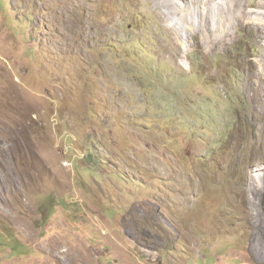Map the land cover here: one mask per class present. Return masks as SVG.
<instances>
[{"label":"rangeland","instance_id":"obj_1","mask_svg":"<svg viewBox=\"0 0 264 264\" xmlns=\"http://www.w3.org/2000/svg\"><path fill=\"white\" fill-rule=\"evenodd\" d=\"M166 13L0 0V264H264V35Z\"/></svg>","mask_w":264,"mask_h":264},{"label":"bare ground","instance_id":"obj_2","mask_svg":"<svg viewBox=\"0 0 264 264\" xmlns=\"http://www.w3.org/2000/svg\"><path fill=\"white\" fill-rule=\"evenodd\" d=\"M149 1L154 2L167 11L166 19L172 32L179 33L181 29L186 30L193 37L200 36L208 50L220 47L226 49L233 37L231 34L233 29H243V26L247 24L254 25V36L259 43H261L264 35V1L260 11L249 10V5L244 4L242 0H221V2L218 0ZM180 1H183L184 5ZM177 50L181 51V47L177 48ZM183 50L186 55L187 51L185 48ZM185 57L188 59V54ZM248 82L253 88L263 87L264 71L260 70L255 64L252 65ZM254 191L264 195V180L255 186ZM60 243L61 240H54L48 244L47 249L52 259L53 257L58 258L62 253L60 251ZM73 258L70 257V259ZM77 259L83 261L82 257H77ZM58 260L60 264H69L67 257L58 258Z\"/></svg>","mask_w":264,"mask_h":264}]
</instances>
